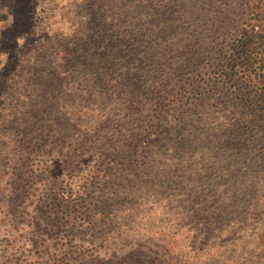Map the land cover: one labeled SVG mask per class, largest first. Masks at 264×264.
<instances>
[{
	"label": "rangeland",
	"instance_id": "rangeland-1",
	"mask_svg": "<svg viewBox=\"0 0 264 264\" xmlns=\"http://www.w3.org/2000/svg\"><path fill=\"white\" fill-rule=\"evenodd\" d=\"M244 13L242 0H0V264H116V259L129 256L131 247L152 246L146 242L149 237L145 241V233L158 239L166 227H171V219L180 211L172 202L187 192L181 185L188 174L178 166L173 179L181 185L170 191L174 196L155 198L146 194L138 200L135 211L119 206L91 225L78 221L74 227H52L47 222L48 211L41 210V197L60 190L57 185L69 172L55 184V147H69L76 153L91 151L89 147L98 149L106 140L124 139L130 131H120V124L102 118L90 133L81 127L78 131L67 129L62 120L65 107L57 106L54 111L49 108V98L78 94L80 89L82 77L79 65L72 60L75 46L71 40L78 41L85 31L89 38L103 35L113 41V33L121 32L120 44L128 46L130 39L137 47V71L148 72L140 83L155 85L153 75L157 73V89L162 92L168 82L171 87L180 84L181 71L185 74L183 81L188 75L197 81L213 75L210 63L222 50L229 49L230 27L238 28ZM90 15L96 21L85 30L83 23ZM172 19L179 26L185 23L179 37L188 31L182 38L186 39L182 49L177 47L174 52L165 48L161 26L167 21L170 36L178 33V28L169 24ZM194 51L203 56L191 59ZM148 99L146 94L137 97V101L144 100L143 104ZM41 101H46L45 106L37 105ZM212 107L209 104L203 111ZM216 113L212 109V114ZM3 116L8 117L6 121ZM48 139L50 142L44 144ZM240 149V145L230 148L220 163L210 161L213 169L208 171L203 186L207 196H202L195 207L201 209L203 217H215L213 227L221 231L222 238L199 241L203 236L207 239L208 229L205 227L199 238L202 224L186 221L189 226L181 228L171 240L175 242L170 254L176 264H264V187L256 186L264 182V162L259 172L249 174V164L244 160L230 162ZM190 164L193 166V162ZM49 165L48 171L41 170ZM103 165L108 168V164ZM157 166L162 171L170 165ZM215 180L221 182L216 192L212 191ZM97 185L93 193L103 182L99 179ZM224 201L233 206L226 210ZM202 209H211V213ZM171 229L174 233L176 228ZM191 235L198 244H190ZM195 244L199 252L192 250Z\"/></svg>",
	"mask_w": 264,
	"mask_h": 264
},
{
	"label": "trees",
	"instance_id": "trees-1",
	"mask_svg": "<svg viewBox=\"0 0 264 264\" xmlns=\"http://www.w3.org/2000/svg\"><path fill=\"white\" fill-rule=\"evenodd\" d=\"M242 9L245 16L241 24L238 28L235 25L230 27L233 33L228 35L229 49L222 50L210 63L213 75L202 77L200 81L188 75L183 81L185 74L181 71L180 84L171 87L168 82L162 92L157 89L160 86L159 78L155 79L157 73L149 72L155 85L140 83L148 72L137 71L134 53L137 47L130 39L128 46L120 44L121 32L118 35L113 33V41L103 35L94 38L92 34L93 38H89L85 31L81 32L78 41L71 40L75 46L72 47V60L79 65L78 74L82 77L80 89L78 94L69 92L67 97L49 98L46 100L49 108L54 111L57 106L65 107L62 120L67 129L81 127L82 131L90 133L96 130L100 120L110 122L113 119L121 125L120 131L128 128L130 131L124 139L106 140L98 149L89 147L91 151L84 149L76 153L69 147H55V184L62 174L69 172L68 177L57 185L60 190L43 194L40 200L41 210L48 211L47 222L52 227L63 224L74 227L78 221H88L91 225L119 206L135 211L138 200L146 194L155 198L174 196L170 191L179 188L181 181L174 183L173 170L182 166L188 175L184 177L186 183L181 186H186L187 192L172 202L180 209L169 225L176 228L174 233L171 227H166L158 239H153L151 233L150 236L145 233V241L149 237L146 242L152 246L147 245L143 249L131 247L127 251L129 256L116 259L115 263L176 264L174 255L170 254L171 244L175 242L171 240L181 228L189 226L186 221L202 224L199 238L204 228L208 229L207 239L203 236L199 241L208 243L222 238L221 231L213 227L215 217L208 214L203 217L201 209L195 208L201 203L202 196L206 199L203 186L213 163H220L223 154L237 145L241 149L233 153L231 164L244 160L249 164L248 172L251 174L259 172L264 162V0H242ZM88 18L83 23L85 30L96 21L94 15ZM169 22L173 28H178V33L170 36L168 23L163 21V43L165 48L174 52L177 47L182 49L186 40L182 38L188 31L179 37V29L185 23L179 26L176 20ZM194 53L191 59L203 56L196 55L197 51ZM184 92H189V95ZM145 94L149 96L147 104H143L144 100L137 101V97L143 98ZM46 101L37 102V105L45 106ZM209 104L213 107L203 111ZM111 108L115 109L108 112ZM212 109L217 113L212 114ZM3 118L6 121L8 117ZM14 121L20 122L19 118ZM48 142L50 139L44 144ZM5 146L9 147L8 142ZM162 156L164 160L160 158ZM211 160L212 166L209 164ZM103 163L108 164V168L105 169ZM159 163L170 166L161 171L157 166ZM72 164L77 167L71 169L69 165ZM50 168L51 165L41 170ZM99 179L103 186L93 193L98 190ZM220 183L213 181L215 187L212 191H219ZM256 186L264 187V182L259 181ZM224 205L226 210L233 206L228 201H224ZM202 211L211 213V209ZM190 239V244H198L195 235ZM197 244L192 246V250L199 252L195 247ZM142 254L146 256L136 260L128 258L135 259Z\"/></svg>",
	"mask_w": 264,
	"mask_h": 264
}]
</instances>
